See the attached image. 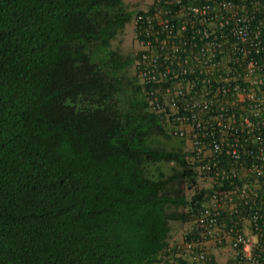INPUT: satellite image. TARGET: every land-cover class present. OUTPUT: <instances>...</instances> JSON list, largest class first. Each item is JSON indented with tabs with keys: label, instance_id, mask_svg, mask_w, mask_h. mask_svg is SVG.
Returning <instances> with one entry per match:
<instances>
[{
	"label": "trees",
	"instance_id": "obj_1",
	"mask_svg": "<svg viewBox=\"0 0 264 264\" xmlns=\"http://www.w3.org/2000/svg\"><path fill=\"white\" fill-rule=\"evenodd\" d=\"M138 12L0 0V264H153L201 204L183 142L111 47Z\"/></svg>",
	"mask_w": 264,
	"mask_h": 264
},
{
	"label": "built area",
	"instance_id": "obj_2",
	"mask_svg": "<svg viewBox=\"0 0 264 264\" xmlns=\"http://www.w3.org/2000/svg\"><path fill=\"white\" fill-rule=\"evenodd\" d=\"M150 1L135 76L203 192L153 264H264V0Z\"/></svg>",
	"mask_w": 264,
	"mask_h": 264
},
{
	"label": "rangeland",
	"instance_id": "obj_3",
	"mask_svg": "<svg viewBox=\"0 0 264 264\" xmlns=\"http://www.w3.org/2000/svg\"><path fill=\"white\" fill-rule=\"evenodd\" d=\"M124 3L129 11L132 12H138V11H144L149 8L151 5L150 0H124ZM112 50H114L120 57L122 58H127V57H134L135 52H136V45H135V40H134V35H133V28H132V22L127 24L125 28L118 33L116 38L112 41L111 43ZM121 76L125 79H129L135 76V71L133 68V65L127 68L125 71L121 73ZM172 144H177L178 139L173 138L172 139ZM167 146H171L170 144H167ZM171 165H161V168L163 171L168 173L170 171ZM188 199L192 195L191 192H186ZM185 224H181L179 222H171V232H170V237L168 243L176 242L177 240L181 239V236L184 231ZM213 256L218 261V264H223L225 255L222 252H217L215 250L210 251Z\"/></svg>",
	"mask_w": 264,
	"mask_h": 264
},
{
	"label": "crops",
	"instance_id": "obj_4",
	"mask_svg": "<svg viewBox=\"0 0 264 264\" xmlns=\"http://www.w3.org/2000/svg\"><path fill=\"white\" fill-rule=\"evenodd\" d=\"M212 250H214V249H212ZM218 250V249H217Z\"/></svg>",
	"mask_w": 264,
	"mask_h": 264
},
{
	"label": "clouds",
	"instance_id": "obj_5",
	"mask_svg": "<svg viewBox=\"0 0 264 264\" xmlns=\"http://www.w3.org/2000/svg\"><path fill=\"white\" fill-rule=\"evenodd\" d=\"M132 22V21H131Z\"/></svg>",
	"mask_w": 264,
	"mask_h": 264
}]
</instances>
